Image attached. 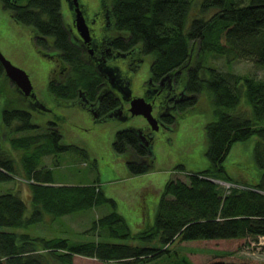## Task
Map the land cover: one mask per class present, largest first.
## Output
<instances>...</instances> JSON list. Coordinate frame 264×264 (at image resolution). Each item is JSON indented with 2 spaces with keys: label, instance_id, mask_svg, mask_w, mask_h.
<instances>
[{
  "label": "trees",
  "instance_id": "1",
  "mask_svg": "<svg viewBox=\"0 0 264 264\" xmlns=\"http://www.w3.org/2000/svg\"><path fill=\"white\" fill-rule=\"evenodd\" d=\"M2 1L17 24L30 28L36 44L59 54L52 70L55 80L48 85L50 92L74 100L81 91L102 113L116 111L120 101L112 94L98 98V84L103 79L70 30L63 0H28L26 4ZM101 3L112 33L107 46L132 57L151 56L153 80L164 79L165 85H174L182 93L175 115L163 119L167 128L172 129L180 118L195 111L200 96L209 97L216 116L205 127L210 168L189 172V182L169 179L161 190L155 215L148 220L150 224L136 233L114 210L94 222L92 229L100 232V237L125 238L129 243L101 239L71 242L28 232L0 231V264H74L76 255L104 262L145 264L167 253L169 245L177 241H258L264 236V172L258 182L245 183L228 175L224 161L237 143L257 137L254 157L264 169V78L207 67L206 60L217 55L224 57L227 64L251 60L264 68V0H202L201 14L214 10L209 19L191 17V0ZM112 77L122 88L128 87L129 78L118 68ZM9 83L0 60V88L4 87L6 93L4 101L0 96V127L11 128L16 122L15 132H28L8 138L11 147L20 151L19 161L0 144V183L14 180L20 169L29 186L33 210L27 215L28 205L18 193L0 194V227L27 228L43 222L46 215L57 219L105 204L115 207L116 202L105 196L100 183L57 185L52 171L38 167L44 156L73 146L64 143L61 127L56 123L37 132L40 126L33 122V113L22 105L13 107L12 103L17 98L40 110L34 104L38 98L25 96ZM114 86L119 91V86ZM243 96L252 107V115L244 108L237 109ZM139 133L136 128L119 130L113 142L114 151L124 155L131 176L154 170L153 139L143 143ZM214 180L231 184V188L227 191ZM185 262L191 264L187 259ZM210 264L244 263L221 260Z\"/></svg>",
  "mask_w": 264,
  "mask_h": 264
},
{
  "label": "rangeland",
  "instance_id": "2",
  "mask_svg": "<svg viewBox=\"0 0 264 264\" xmlns=\"http://www.w3.org/2000/svg\"><path fill=\"white\" fill-rule=\"evenodd\" d=\"M193 9L191 17H204L209 19L214 10L207 14H201L200 2L191 0ZM240 2L242 0H239ZM26 4L28 0H18ZM88 8L87 15L102 10L101 0H81ZM63 13L67 22L71 21L67 3L63 0ZM102 15L104 13L101 11ZM0 50L2 54L15 66L25 70L33 83L34 94L44 105L43 109L29 107L27 101L18 100L12 103L13 107L22 105L33 113V122L40 126L37 132L44 131L50 123L61 126L64 135V143L73 146L64 152L48 154L42 159L39 168L47 167L52 171L57 185H87L100 183L107 198L116 202L91 209L66 215L57 219L46 215L44 221L33 224L27 228L14 229L0 227V231L28 232L32 236L44 238H66L71 242H87L104 240L111 243H129L130 240L117 237H100V232L93 230V224L110 212L117 211L126 221L133 233L135 230L145 228L139 224V214L155 208L157 196L155 191L160 190L163 180H182L189 182V172H202L210 168V160L207 155L209 140L205 127L214 121L213 104L207 95L200 96V102L196 110L183 116L171 128L162 127L156 132L154 150V172L148 175L131 176L126 166V159L114 151L113 142L117 131L126 128H139L148 125L142 116H132L127 119L114 116L107 121H96L91 114L75 107L60 105L53 99L48 91L50 73L54 62L47 58L46 53L52 52L50 48L38 45L31 38L29 27L17 24L11 17L10 10L4 7L0 0ZM152 57L147 56L141 69L133 79V95H143L144 83L150 79V63ZM207 67H216L236 74H249L258 78H264V68L251 60H236L227 64L224 57L212 55L207 57ZM5 82V81H3ZM2 83V82H1ZM13 83H9L11 87ZM0 96L5 95L4 87L0 88ZM246 98H241L239 109L244 108L252 115V107L246 103ZM2 105L0 104V107ZM10 108V105H8ZM235 112L236 109H228ZM158 113L155 108L154 114ZM1 118V113H0ZM17 123L11 128L0 127V144L6 152H10L19 161L20 151L14 150L8 138L14 135H24L28 132H15ZM32 133V132H31ZM42 133V132H41ZM2 138V140H1ZM257 137L246 142L237 143L224 161L230 177H238L245 183H255L261 178L264 169H261L254 157V146ZM132 154V153H131ZM152 156V155H151ZM20 167V164H19ZM15 175L14 180L0 183V194L12 191L20 194L28 205L27 215L32 214V204L29 200L30 190L21 172ZM150 172V173H151ZM221 187L229 190L228 183L220 182ZM225 187V188H224ZM151 189L147 193V190ZM147 198L145 207L144 198ZM251 242V243H250ZM168 252L145 264H210L215 261L244 264H264V251H258L250 240H200L174 242L169 245ZM53 264H60L54 263ZM74 264H124L121 262H104L96 258L76 255ZM137 264V263H132Z\"/></svg>",
  "mask_w": 264,
  "mask_h": 264
},
{
  "label": "flooded vegetation",
  "instance_id": "3",
  "mask_svg": "<svg viewBox=\"0 0 264 264\" xmlns=\"http://www.w3.org/2000/svg\"><path fill=\"white\" fill-rule=\"evenodd\" d=\"M65 2L67 3L69 12H71V21L68 22L70 30L75 33L74 36L78 41L77 43L81 45L80 49L83 52H87L91 64L96 67L95 70L98 74H100L103 79L101 83L98 84V86L101 85L98 98H103L102 96L105 97L108 94H112L115 98L120 101V105L116 108L115 112L102 113V111L98 109L99 106L97 107V104H95L94 101L90 102L87 96L84 95L85 93H82L81 91H79V97L74 100L58 97V95H54L52 92H50L48 88L49 93L51 94L53 99L57 101L58 104L67 107H75L79 110L86 111L88 114H91L96 121H107L113 118L114 116L124 119L132 117L133 115L130 111L131 99L137 98L133 95V79L141 69V66L145 61L146 57L145 59H143L142 57H132L131 55H126L125 53H122V51H120L119 49H113L111 45L107 46L108 38L112 35V33L109 31V17L106 14H104L103 16L101 11H96L93 12L91 15H87V6L83 4L81 0H79L80 9L84 14L85 21L90 32V41L86 42L79 34L77 28V15L75 12V3L72 2V0H65ZM57 55H59L57 51L46 53L47 58L54 62L53 69L56 66ZM115 68L121 70L126 75V77L129 78L128 87L122 88L119 82H116L115 79L112 77ZM63 73L64 71H61V74ZM53 80H55V77L52 76L51 71L49 82ZM114 85L119 86V91H115ZM143 88V95L141 97L139 96V98H145L147 102L152 103L154 106V110L155 108H158V113L154 114L153 110V115L158 119L159 129L154 130L149 125V123L145 127H139L136 129L140 130L139 134L143 143L145 142L148 144L149 138L152 137L153 147L156 138V132H158L162 127L168 129L165 126L163 119L174 114V110L176 109L178 102L182 99L180 97L182 93L179 90L175 89L174 85L173 88L169 85H165L164 79L161 82H155L152 78L151 72L150 79L144 83ZM34 99L36 100L37 98ZM34 104L35 106L38 105L39 109L44 108V105L39 100L36 101V103Z\"/></svg>",
  "mask_w": 264,
  "mask_h": 264
},
{
  "label": "water",
  "instance_id": "4",
  "mask_svg": "<svg viewBox=\"0 0 264 264\" xmlns=\"http://www.w3.org/2000/svg\"><path fill=\"white\" fill-rule=\"evenodd\" d=\"M75 3V12H76V23L79 34L86 41H90V32L85 21L83 12L80 9L79 0H72ZM0 60L3 64L6 77L25 94V96L37 98L34 94V86L29 74L15 66L10 60H8L0 50ZM154 106L152 103L147 102L145 98H132L131 99V108L130 111L133 116H142L144 117L149 125L154 129H159L158 119L153 115ZM215 182H220V180H214Z\"/></svg>",
  "mask_w": 264,
  "mask_h": 264
},
{
  "label": "crops",
  "instance_id": "5",
  "mask_svg": "<svg viewBox=\"0 0 264 264\" xmlns=\"http://www.w3.org/2000/svg\"><path fill=\"white\" fill-rule=\"evenodd\" d=\"M152 173H154V172L147 173V174H144V175H148V174H152ZM167 181H168L167 179H166V181L163 180L162 183H161V186L158 187V188H161V189L158 190V191H155V194H156V196H157V204H156L155 208L152 209V210H149V211H143L142 214H139V215L137 216V217L139 218V224H141V223H142V225H144L145 223H146L147 225L150 224V222H149L150 219H152V217L155 215V213H156V211H157L158 202H159V200H160V193H161V190H162L163 186L165 185V183H166ZM150 191H151V189H148V190H147V193L150 192ZM144 203H145V207H146V206H147V198H146V197L144 198ZM148 220H149V221H148ZM147 225H145V226H147Z\"/></svg>",
  "mask_w": 264,
  "mask_h": 264
},
{
  "label": "built area",
  "instance_id": "6",
  "mask_svg": "<svg viewBox=\"0 0 264 264\" xmlns=\"http://www.w3.org/2000/svg\"><path fill=\"white\" fill-rule=\"evenodd\" d=\"M235 186V185H232ZM230 189L231 188V184H229L228 186ZM252 245L258 250V251H264V236H260L258 241H252Z\"/></svg>",
  "mask_w": 264,
  "mask_h": 264
}]
</instances>
